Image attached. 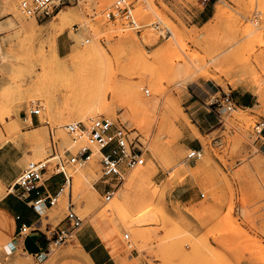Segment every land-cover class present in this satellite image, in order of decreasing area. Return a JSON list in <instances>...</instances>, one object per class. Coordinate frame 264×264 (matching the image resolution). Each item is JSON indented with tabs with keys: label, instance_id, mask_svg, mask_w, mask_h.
Masks as SVG:
<instances>
[{
	"label": "rangeland",
	"instance_id": "1",
	"mask_svg": "<svg viewBox=\"0 0 264 264\" xmlns=\"http://www.w3.org/2000/svg\"><path fill=\"white\" fill-rule=\"evenodd\" d=\"M4 1L0 146L24 138L29 161L47 158L55 144L61 153L94 150L88 162L68 167L72 188H65L51 218H63L72 199L84 224L101 237L112 231L117 264H264V43L240 33L249 24L264 35V0H254L253 7L248 0H129L144 24L141 31L125 28L120 16H106L116 0H81L62 7L71 16L61 34L58 11L38 21L22 13L20 0H11L18 15ZM33 20L35 35L22 32ZM93 43L107 56L62 64ZM44 80L99 85L115 110L108 114L96 105L81 120V106L63 100L64 89L52 106L36 95L34 84ZM242 93L249 105L238 101ZM227 96L235 103L231 110L221 104ZM96 117L132 129L144 152V163L126 170L109 201L103 197L108 183L95 156L98 148L86 138L75 142L65 127ZM192 147L202 148L203 155L189 162ZM136 171L151 176L134 179ZM94 180L98 191L88 186Z\"/></svg>",
	"mask_w": 264,
	"mask_h": 264
},
{
	"label": "built area",
	"instance_id": "2",
	"mask_svg": "<svg viewBox=\"0 0 264 264\" xmlns=\"http://www.w3.org/2000/svg\"><path fill=\"white\" fill-rule=\"evenodd\" d=\"M81 0H20L19 5L22 13L28 17H34L38 21H43L63 6L72 3H79ZM209 0H204L207 2ZM258 12L254 15L258 17ZM106 16L114 18L120 16L125 28L141 31L143 25L137 18L134 12V6L129 0H116L108 9ZM146 94H150V90H145ZM223 106L227 109H233L235 103L227 96L223 102ZM39 108L31 110V113L38 116ZM66 129L71 134L75 142L86 138L100 150V162L102 165V178L107 182V189L104 192V199L111 200L115 193V187L124 179L127 169L135 168L144 163V152L139 141L136 142L135 137H132V129L123 123H116L106 117H96L91 119L89 123L76 121L68 123ZM259 133L262 129L258 130ZM264 149V143H263ZM94 155V150L89 146H84L77 153H73L71 149L66 148L64 153H61L59 146H53L51 154L40 160L29 161L26 167L18 176L15 187L19 189V194L28 198L30 192L38 189L46 180L55 175L62 174L64 181L62 182L59 191L55 194L47 193L45 197H39L35 200V204L48 201L49 205L55 206L59 203L61 194L66 187L72 188V174L68 172L69 166H74L78 163L88 162ZM203 155L202 148H190L188 152L189 162L200 159ZM66 157V158H65ZM204 195V194H203ZM84 225V217L76 210L73 200H69V205L64 218L53 227H47V230L42 231L48 238L49 244L46 249L37 255V258L44 260L54 248L68 244L77 239L79 230ZM29 229L23 225L20 228V233H24ZM41 230V229H40ZM128 234L126 237L128 238Z\"/></svg>",
	"mask_w": 264,
	"mask_h": 264
},
{
	"label": "crops",
	"instance_id": "3",
	"mask_svg": "<svg viewBox=\"0 0 264 264\" xmlns=\"http://www.w3.org/2000/svg\"><path fill=\"white\" fill-rule=\"evenodd\" d=\"M238 101L243 105L251 102L243 93ZM39 122V117L33 115L32 124ZM31 154L30 145L24 138L9 139L0 146V264H117L110 248L89 224L79 230L73 247L66 244L58 253L51 251L42 261L37 258L49 244L42 231L58 224L64 217L55 222L49 214L55 206L49 205L48 201L34 202L47 193H57L64 176L55 175L31 191L28 198L22 197L14 185ZM2 187L7 191H2ZM23 225L29 229L20 233Z\"/></svg>",
	"mask_w": 264,
	"mask_h": 264
},
{
	"label": "bare ground",
	"instance_id": "4",
	"mask_svg": "<svg viewBox=\"0 0 264 264\" xmlns=\"http://www.w3.org/2000/svg\"><path fill=\"white\" fill-rule=\"evenodd\" d=\"M249 5L251 7L254 6L255 1L254 0H248ZM4 6L9 7V9H11L16 15L19 14L17 6L15 4L14 1L11 0H6L4 1ZM3 8V7H2ZM224 8V7H223ZM219 7L217 10V15H221L224 11V9ZM20 9V8H19ZM21 12V11H20ZM23 16V15H22ZM21 16V17H22ZM61 20L60 22V26L58 28V33L61 34L64 32V25L66 23V20L69 19V17L71 16V13L69 11H65L62 8L58 11V15H57ZM36 21L33 20L30 23H27L23 26V30L22 32L29 34V35H35L36 33ZM244 23V22H243ZM52 25V24H51ZM249 24H247V26L245 27H240V33L241 35L244 36H250V42H260L261 44L264 43V35L262 34V32L260 30H257V28L252 29L251 27L248 26ZM53 26V25H52ZM56 26V25H55ZM51 27V26H50ZM259 27V26H258ZM88 28V27H87ZM38 29V28H37ZM53 29V27H52ZM86 29V28H85ZM256 29V30H255ZM50 30V28H49ZM54 30V29H53ZM260 31V32H259ZM53 32V31H52ZM56 35H58L56 33ZM55 36V35H54ZM88 45V44H87ZM263 46V45H262ZM58 47V45H57ZM81 49V48H80ZM1 51V48H0ZM44 53H46L45 50H42ZM106 50L99 44L93 43L90 44L88 46H86L85 48H83L82 50H76L73 51L69 57L65 60L62 61V64H69V63H74V62H87V61H99L101 60L103 57H106L107 54L105 52ZM3 52V51H2ZM54 55L56 57L59 56V52L58 49L55 48L54 49ZM264 52V51H263ZM19 54V53H18ZM2 56V55H1ZM261 56V55H260ZM66 58V57H65ZM259 56L255 57V62L260 63L261 60L258 59ZM18 60V59H17ZM264 60V59H262ZM20 61V60H19ZM22 62V60H21ZM69 62V63H68ZM247 63H252L251 62V58H249L247 61ZM263 66H264V62H263ZM255 67V66H254ZM201 88V87H200ZM34 89L36 92V95L42 99H44L46 102H48L50 104V106L53 105V103L58 99V92L62 89L65 90V94L62 95V99L63 100H67V101H73L75 104H78L81 106V113H80V119L84 120V118L86 117V115L91 114L92 112H94V108L96 105H100V110H104L106 111L108 114H112L115 110V108L113 107L114 101H109L107 99L106 95H101L100 92L102 91V87L99 85H88V84H79V85H75V84H70V85H63V86H55V85H49L48 83H46V81H42L39 83H35L34 84ZM207 91V90H206ZM97 93V94H96ZM59 100V99H58ZM70 107V106H69ZM72 109V108H71ZM243 116V115H242ZM243 119V118H242ZM68 120H72L74 121V119H68ZM240 120V119H239ZM247 124V123H246ZM35 138H37V135L35 136ZM100 150L98 149L95 152V156H100ZM264 160V159H263ZM94 163H97L94 159ZM93 164V163H92ZM263 165V164H262ZM93 166V165H91ZM93 168V167H92ZM95 168V167H94ZM261 170V169H260ZM79 171V170H78ZM95 172V171H94ZM86 173V172H85ZM77 174V173H76ZM82 174V173H81ZM91 174V173H90ZM141 176H145L144 178H150V174H148V172L146 173V171H136V173L133 174L132 178H138ZM84 177V176H83ZM89 179V177H88ZM96 180L91 181L88 185L91 188H93L95 191L97 190V187L95 185ZM2 184V183H1ZM88 188V187H87ZM1 190V189H0ZM90 192V191H89ZM88 192V193H89ZM96 192H94L95 194ZM83 200V199H82ZM92 198L90 197H86V204H90ZM84 201V200H83ZM112 208V207H111ZM112 232V231H110ZM109 233L105 231L101 232L102 233V237L104 242L107 244V247L110 248L111 252L113 253V255L118 258L119 255V249L116 246V243L114 242V238H112V236H110ZM100 233V234H101ZM112 234V233H111ZM114 237V236H113ZM118 239V238H117ZM116 240V239H115ZM82 250V249H81ZM85 253V252H84ZM87 256V254H85ZM89 258V257H88ZM121 264H124L121 262Z\"/></svg>",
	"mask_w": 264,
	"mask_h": 264
}]
</instances>
